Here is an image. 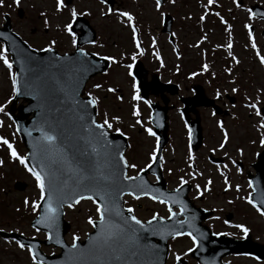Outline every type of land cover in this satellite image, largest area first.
I'll return each mask as SVG.
<instances>
[{"label": "rangeland", "instance_id": "obj_1", "mask_svg": "<svg viewBox=\"0 0 264 264\" xmlns=\"http://www.w3.org/2000/svg\"><path fill=\"white\" fill-rule=\"evenodd\" d=\"M214 1L218 2L216 7L208 5L207 0H174V3H170L168 0L163 9L161 7L157 9L155 0H116V3H122L118 8L119 10L128 11L134 16V23L136 27L138 26L140 34L139 40L143 45L139 49L136 48L132 39L131 28L126 18L111 14L101 16L100 12L106 10L107 6L100 4L99 0H74L71 4H66L67 8L75 6L78 11L87 10L90 13L85 17L96 29L97 40L96 44L87 46L88 49L105 56H113L117 60V63L111 61V66L107 71L95 75L87 82L85 95L91 92L92 96L98 98L97 117L99 121L102 122L105 114H107L113 124V129L119 127L122 132L127 134L130 137V144L132 143L134 146L139 144L140 147L147 148L149 151L152 149L153 138L147 135L144 130H140L149 126L147 121L150 117V110L142 99L139 101L132 100L133 80L127 74L128 70L125 67L129 63L134 64L131 56L133 53H139L141 49L143 55H137V58L144 57L142 58L144 65L151 72H155L158 67L150 57L152 55H155L156 58L159 56L156 63H160L163 67L164 80H174L173 82L183 83L187 86L193 82L190 77L192 75L187 72L195 68L202 70V66L207 64L206 73L212 77L218 89L223 85L222 90L228 88V92L232 94L231 89L238 86L239 89H244V93H237L239 100L258 102L260 108L264 106V66L259 63L255 50L251 48V43L248 42L244 45L247 36L243 33L247 32L244 25L252 22L253 18H251L249 11L246 12L241 6L237 7L236 5L234 7L235 3L231 4V0ZM256 2L264 6V0H244L243 5L248 6ZM67 8L63 13H56L55 0H19L18 5L14 3V0H3L0 4V23L4 20V13L10 10L14 16L13 29L30 44L44 47L49 40L55 39L57 41L55 48L60 52L69 51L74 49L69 37L54 27L58 23L62 25L67 22L69 19ZM230 9L233 10L234 19H231L228 14ZM42 12L50 21L51 27L49 29L44 28L45 17L40 15ZM165 12L172 15L173 18L174 42L170 41V34L162 22L161 13ZM215 13H219V16ZM201 15L205 16L203 21H199ZM220 17H223L227 24L222 23ZM228 25L231 26L230 29ZM257 25L260 27L261 35L255 39V43L257 50L260 51L261 55H264V35H262L264 22L259 21ZM227 28L228 31L225 32ZM202 36L206 39L201 40ZM153 39H155V45L152 43ZM229 39L233 44L231 51L240 61L239 64L234 63L228 57L227 52L229 50L223 47L227 45ZM198 41H200L199 45L197 44ZM217 45H221V47H217ZM226 68H231L232 71L226 72ZM10 71L15 73L14 68L9 70L0 62V104H3L9 96L13 95ZM97 83L102 85L100 89L93 88V85ZM110 87L116 91L109 92L108 88ZM184 90L183 88L181 93H188ZM118 97L123 99H118ZM21 103H23L22 99H18L16 112ZM10 104L11 102L5 107V112L8 114ZM134 104L139 109V117L132 115ZM177 106L171 111L173 117H180L177 113ZM241 108L243 112L241 114L242 110H240L239 116L247 117L249 109H245L246 107L243 105ZM112 116H118L120 119L112 121ZM137 119L142 120V126L135 124ZM259 119L252 116L251 122L246 121L244 125L236 121H230L227 124L231 132L227 150L231 155L235 156L241 147L239 142H242V137L239 133H244L245 129L256 131L253 122L258 123ZM0 121H3V127H0V136L9 139L17 152L26 156L27 150L16 131L13 119H9L8 115L0 112ZM0 159L5 161L4 166L0 167V229L16 230L27 235L41 236L30 224L36 213H32L23 205L25 196L29 197L30 200L37 198L34 178L18 162L9 159L7 149L2 144H0ZM236 173L237 171L233 174L232 180L238 182L241 179ZM212 176L215 177V180L222 181L218 173L213 172ZM17 181L22 182L24 187L20 189L15 187ZM229 183H231V187L227 191L228 193L223 190L224 183H220L218 186L215 184L212 193L210 192L211 195L208 197L210 202L207 201V205L217 208V215L219 214L216 215L218 219L216 216L213 218L211 225L215 226L218 231L232 233L231 236L242 238L241 231L232 226L242 223L249 228L252 239L264 244V219L245 203V185H243L244 190L241 188L239 192L234 188L235 185H232L233 182L229 181ZM201 191L203 192V189ZM212 199H215L216 202ZM229 214L233 216L231 220L226 218ZM96 215L95 205L89 200H83L73 208H66V218L71 222V226L65 234L67 240L72 242L74 235L82 239L85 238L87 231L92 228L87 223V218L89 216L95 218ZM224 220H228L230 223L225 224ZM9 241L13 240L0 238V264H33L27 250H21L14 242ZM191 246L192 241L188 238L171 240L168 263L173 264L175 261L174 254H180L190 264H198L190 252H187ZM46 248L48 251H57L53 246ZM184 253L187 254L184 255ZM224 260L227 264H262L258 258L252 255L231 254L226 256Z\"/></svg>", "mask_w": 264, "mask_h": 264}, {"label": "snow or ice", "instance_id": "obj_2", "mask_svg": "<svg viewBox=\"0 0 264 264\" xmlns=\"http://www.w3.org/2000/svg\"><path fill=\"white\" fill-rule=\"evenodd\" d=\"M3 0H0L2 4ZM170 3H174V0H169ZM237 3V0H233ZM14 3L19 4V0H14ZM111 0H100L102 5H110ZM208 5H213L214 0H207ZM155 7L160 9L161 0H155ZM237 7L239 4L237 3ZM67 8L65 0H55V12L63 13ZM69 13V19L67 22L61 24H56L54 27L58 31L66 33L70 39L71 45L75 48V54L69 56L68 53H64L62 56L56 55L54 53V47L57 43L55 39H51L45 45L44 48L39 49V51L53 53L52 56L47 58H41L32 56L31 54H26L23 49L13 48V51L17 57H21V73L27 72V76L23 79V90L18 86L17 74L9 72L11 81V91L12 96H9L3 104H0V112H4L5 115L11 116L5 112V107L10 103L17 94L24 96H32L33 99L37 101V120L33 125L35 131L41 133V135L35 138L33 142V151L31 153V158L34 163L30 166L27 163V156L19 154L14 147V144L9 141V139L0 136V144L6 147L8 152V157L13 162H18L24 169L34 178L35 188L37 189V198L29 199L25 196L23 200V205L26 209H29L32 213H36L38 218L35 219L32 227L39 232L40 228L38 225H43L44 228L54 231L57 227L58 217L60 211L64 204L67 203L68 208H73L76 204L83 200H89L95 205V212L97 214L96 220L92 216L87 218V223L92 226L93 229H98L95 237H90L89 247L87 249H80L76 244L78 237L73 236L72 243V253L69 254L70 260L88 258L92 260H103L105 264H127L128 259L131 257H139L141 255H150L159 260V249L158 246H154L151 243H142V239L147 236H160L161 238H166L171 236L173 239L176 237L187 235L191 238L192 247L187 249V252H192L194 248L198 246V236L194 235L192 231L184 232L183 226L188 225L192 228L193 225L190 220H179L175 219L177 213L173 211L171 205L179 204L180 212H184L186 205L182 201L175 199L173 196L169 195L167 198L161 199L160 196L156 194H151V199L156 200L161 204H166L168 206V218L175 219V225L170 228L163 227L159 224L154 225L153 221L164 220L165 217H161L158 214H153L151 219L142 222L137 218L136 215L125 216L119 210V197L124 195V187H132L139 191L140 195L148 196L149 192L145 190V182L139 176V172L135 177L127 175L123 169L131 168L136 169L137 165L135 163H128L123 153L119 151L118 146L113 149L112 141L108 140V130H114L121 135L119 127L113 129V124L110 122L107 114L102 123H96L92 120L91 123L95 126V132H89L86 125L81 123V129L88 133L86 137H80L81 140L85 141V146L83 148L77 147L73 156H66L61 150L57 148V143L61 140L60 130L58 129L57 122L52 116L54 110V103L62 104L64 102L60 95L66 99L71 96L73 105L80 107L81 111H86L88 105L95 106L98 103V98L92 96V93H87L88 99L86 102L80 101L79 97L76 95V87L80 82V75L88 72L91 68L97 67V65L90 62L87 58L89 55H99L98 53H89L84 47H79L77 32L75 30V21L78 16L90 15L87 10L78 11L75 6L67 8ZM251 16V9L248 10ZM116 15L117 17L126 18V21L131 28L132 39L135 42L136 48H140V43L137 39L138 29L134 23V16L128 11H121L118 8L113 9L108 6L106 10L100 12L101 16L106 15ZM44 18V28L49 29L51 27L50 21L45 13H40ZM163 16L164 13H161ZM219 16V13H215ZM205 19L204 15L200 16V20ZM221 22L227 24L223 17H220ZM230 25L228 28L230 29ZM244 27L249 29L248 37L251 42V48L255 50V55L259 59V63L264 66V55L260 54L257 50V44L253 38V33L251 31V26L245 24ZM6 35L0 32V36ZM206 39L202 36L201 40ZM88 44H96L94 39L87 40ZM155 45V39L152 41ZM200 41L197 42L199 45ZM102 46V45H101ZM31 47V46H29ZM221 47V45H217ZM229 51L227 52L228 57L231 60L239 64L240 61L233 54L231 49L233 44L231 39H229L227 45H224ZM137 55H143V50L141 49L139 53H133L131 59L133 62L136 61ZM104 60H110L113 63H117V60L113 56H104ZM159 59V56H157ZM0 62H2L7 69L11 70L13 68V63L9 60L8 49L3 45H0ZM128 72L127 74L132 77L133 83L132 88L134 89L132 100L139 101L143 99L139 95V88L136 84V77L133 75V64L129 63L125 65ZM208 65L204 64L202 66L203 71H207ZM226 72H231V68H226ZM192 75H196L193 73ZM234 82V81H233ZM101 84L97 83L93 85V88L100 89ZM109 92H115L116 89L108 88ZM233 93H236L238 89L233 87L231 89ZM217 95H220L218 92ZM118 99H123L118 97ZM145 104H150L148 100H144ZM249 109L253 110L255 116L260 118L262 122L259 127L264 129V114H262L261 108L258 107L257 103H248L246 105ZM132 115L139 117V109L134 104ZM120 118L118 116H112V121H118ZM83 120V117H81ZM136 125L142 126V120L137 119L135 121ZM0 127H3V121H0ZM221 127H223L221 125ZM16 131H19L17 126ZM147 135L155 137L156 133L152 128H144ZM26 134L31 133L25 130ZM191 135V130H189ZM228 140V135L224 133V141ZM260 143L264 145V136L260 138ZM224 143L220 144L223 148ZM90 149V150H89ZM150 159H157L156 150L150 153ZM188 159L193 160L194 157L189 151ZM5 161L0 159V167L4 166ZM123 165V167H121ZM150 164H146L144 168H140V172H143L145 168H150ZM191 167V165H189ZM226 167V166H225ZM171 171V169H169ZM240 171V169H237ZM195 176L194 173L190 174ZM202 175V173H201ZM159 179V177H157ZM140 180V184L135 182ZM132 182L129 185H125L123 182ZM188 181L184 179L183 176L179 178V188L181 185L187 184ZM225 190L231 187L228 183L227 177L224 180ZM212 184V180L208 179L204 185L203 192L210 191L209 186ZM249 186L251 187V181H249ZM236 190H240V186L236 185ZM201 186L196 185L197 195L202 196L203 192L200 191ZM132 195L133 193H129ZM162 195V194H161ZM139 199V196H135ZM247 203L252 205L256 212L264 217V210L258 207L256 203L250 197L245 198ZM231 203V201H229ZM38 209H42L38 211ZM128 213H132L133 208L129 207L127 209ZM218 219V217H217ZM225 224H229L228 220H224ZM233 227L239 229L244 237L249 234V228L242 223L232 225ZM3 231V229H0ZM200 236L204 233L196 230ZM215 235H221V233H215ZM223 235H232V233H223ZM46 239L52 240L51 234L46 236ZM15 245L21 250H27L30 254V258L33 264H37V256L34 254L33 245L26 244L19 239L14 241ZM56 244H61L60 239L55 240ZM187 253H184L186 255ZM174 260L180 261L181 255L174 254Z\"/></svg>", "mask_w": 264, "mask_h": 264}, {"label": "flooded vegetation", "instance_id": "obj_3", "mask_svg": "<svg viewBox=\"0 0 264 264\" xmlns=\"http://www.w3.org/2000/svg\"><path fill=\"white\" fill-rule=\"evenodd\" d=\"M73 1L74 0H72V2ZM6 14L10 16V22L13 26L14 16L12 12L8 10L4 13V20L1 21L0 27L5 22ZM251 31L253 33V38L258 35L256 28H253ZM173 35L172 39H170L172 42H174ZM150 58L158 68H156L155 72L148 70V79H150L154 73H157L162 81L173 82L174 80H164V70L162 72L163 67L160 63H156L158 59L155 55H152ZM175 73H177L176 70ZM187 73L189 75L196 73V75H192L194 77L190 76L193 82L187 86L183 83H177L179 87L153 85L149 89V101L151 100L159 103L158 105L161 109H163L162 105L167 106L166 126H162V128L166 129L165 132L163 130L161 131V133L165 135L166 140L161 152L160 167L162 168L168 188H177L179 178L183 176L184 179L188 181L187 185L190 186L189 195L194 204L202 209L212 210L213 208L207 205V201L210 202L208 197L211 195L210 192L212 193L215 184L217 186L220 183L223 184L225 177H227L229 181L230 175H228V172L229 169L233 168L230 167V163L233 164L236 169L234 171L240 169L236 174H239L238 176L242 184L249 183L248 174L255 171L254 164L258 162L260 151L264 147V145L262 146L260 143L262 130L261 128L259 129L257 122H253L256 131L253 129H245L244 133H239L242 137V142H239L241 147L238 149V153H236L235 156H230L227 149L229 140L231 139V133L228 134L229 127L227 124L230 121H236L244 125L246 121L250 123L251 117L255 116L254 111L246 107L250 102L239 100L237 93H244V89H239V87L236 86L238 89L236 94H230L228 88H225L224 91L222 90L223 85L220 87L218 86V89L217 84L212 80V77H209L206 71L195 68ZM183 88L185 89L184 91H188V93H181ZM173 89H177L178 92L174 93L172 91ZM218 92L220 95H217ZM182 96L190 98L197 96L196 102L208 101L207 97L212 101L209 106L198 105L192 107L188 118H186L183 116L181 109L183 104L182 98H185ZM242 105L246 107L245 109H249L247 117L239 116L240 110H242L241 114L243 112L241 108ZM176 106L177 113L180 117L172 116L171 111H173ZM221 125L223 127H221ZM152 129L154 131V128ZM143 130L142 128L141 131ZM189 130L193 132V141L190 138ZM225 132L228 135V140L226 142L224 141ZM153 139L154 142L150 151L147 148L140 147L139 144L135 146L132 143L130 144L127 160L128 163H135L137 165L136 169L129 168L130 175H137V173L140 172V168H144L146 164H151L153 162V160L150 159V153L154 149V144L156 145L160 138L159 136H155ZM239 141H241V139H239ZM221 143L225 144L223 148L220 147ZM189 151H191L194 157L193 160L188 159ZM189 165H191V167H189ZM169 169H171V171H169ZM213 172L218 173L222 181L215 180V177L212 176ZM192 173L195 174L194 178L190 175ZM148 178L152 183L158 181L157 177L153 174H149ZM208 179L212 180V184L209 186L210 191L203 193L202 196H198L196 185L199 184L201 186V191L204 189V185ZM212 200L216 202L215 199ZM126 205L133 208L134 211L132 214L136 215L142 222L150 220L154 213L163 217L167 216L164 205L158 201L152 200L148 196L136 199L134 196L128 195Z\"/></svg>", "mask_w": 264, "mask_h": 264}, {"label": "water", "instance_id": "obj_4", "mask_svg": "<svg viewBox=\"0 0 264 264\" xmlns=\"http://www.w3.org/2000/svg\"><path fill=\"white\" fill-rule=\"evenodd\" d=\"M113 3V0H111L110 5ZM254 13L258 16L264 17V8H261L259 6H254ZM79 20L84 21L86 24L87 22L80 18ZM88 26V25H87ZM3 31L7 32L11 36V44L15 45L14 47L23 49L26 54H31L32 56L41 57V58H47L53 55V53H47L43 51L36 50L32 47H29V45L26 42L19 41V37L16 36L11 31V25L10 23H7L2 29ZM2 38V36H0ZM7 41V40H6ZM8 42V41H7ZM84 41L83 39L78 38V45L82 44ZM13 47V48H14ZM13 48L11 49L13 59L15 62V65L17 67V79H18V86L21 87L23 90V79L27 76V72L21 73V57H17L13 51ZM54 53L56 55L62 56L63 54H60L56 49H54ZM75 53L68 54L69 56H73ZM90 62L97 65L95 68H91L88 72L83 73L80 75V82L76 87V95L79 97L80 101L86 102L88 99V96L84 97L82 96L83 90L85 88L86 83L88 80L93 77L98 72L104 71L108 66V60H104L102 57H98L96 55H89L87 58ZM136 77L142 87V90L146 91V88L148 86V83L146 82V73L143 68V65L141 62L138 63L136 69H135ZM60 95L61 99L64 100L62 104L54 103L55 107L52 112V116L55 118V121L57 122L58 129L60 130L61 140L57 143V148L61 150L66 156L71 157L76 151L77 147L83 148L85 146V141L81 140L80 137H86L88 133L83 131L81 129V123H84L88 129L89 132H95V126L91 123L92 120H95L96 123H100L97 121L96 118V105H88L86 111H81L80 107H77L73 105L71 96L68 98H64L63 94ZM19 98H23L26 104H21L18 108V113H15V103L18 101ZM200 103V102H199ZM39 111L37 108V101L32 98V96H24L17 94L13 98V103L10 108V114L17 126L19 127L18 133L22 137V141L27 148V161L29 165L31 166L34 161L31 158V153L33 151V142L35 138L39 137L41 135L40 132L35 131L33 128L34 123L37 120L36 113ZM81 117H83V120H81ZM156 119L158 118V115L156 114ZM157 121V120H156ZM25 130L30 132L31 134H26ZM108 140L112 141V148L115 149L117 146L119 148V151L121 153L124 152L127 142L125 136L121 135L120 133H112L108 130ZM90 150V149H89ZM262 157H264V153L262 154ZM123 167V165H121ZM123 171L127 174V168H124ZM125 185H129L132 182H123ZM136 184H140V180H137L135 182ZM24 184L19 183L18 187H22ZM160 187V188H159ZM157 187L158 189L154 190L155 194L157 196H160V198L164 199L169 196V192L165 188V183H162V185H159ZM151 190V188L149 187ZM260 189H262L260 187ZM124 194L127 192H139L135 186L132 187H124L123 189ZM162 194V195H161ZM67 205V203L64 204V206ZM64 206L60 211V215L58 217V223L57 227L54 231H49V233L52 235L53 239L48 240L47 243L51 241H55L56 239H60L62 241L61 244H56L62 246L63 251L58 255L53 256H47L45 255L39 248V242H36L33 248L34 254L37 256V260L45 263V264H105L103 260L97 261L92 260L88 258H81V259H75L70 260L69 254L72 253V245H66L64 243V233L67 229V222L63 218L64 214ZM42 210V209H40ZM119 210L122 214H127L128 211L124 208V199L123 196L119 197ZM34 223V222H33ZM99 223V222H98ZM58 224H60L63 227L62 231H57ZM69 226V225H68ZM178 227V226H176ZM202 228V227H200ZM205 231H200L198 227H193V229L189 228L188 225L186 227L183 226V231L188 232L192 231L194 235L198 236V246L193 250V254L200 260L201 264H223L220 258L225 254L228 253H245V252H251L257 254L261 259L264 260V246L257 244V243H250L247 240H236L234 238L225 237L222 235H214L210 230L206 228H202ZM196 230H199V232L204 233L203 236H200ZM98 229H94V231L90 232L88 234V238L81 242L79 239L76 240V244L79 246L80 249H87L89 247L90 237H95L96 232ZM170 236L163 238V247L162 249H159V260H156L155 257L148 255V264H165L168 246H167V240ZM154 239V236H147L144 238V241L146 243H151ZM159 240L162 241V238L159 237ZM184 261V260H182ZM186 264L185 262H182ZM112 264H115V262H112ZM127 264H130L129 261H127Z\"/></svg>", "mask_w": 264, "mask_h": 264}]
</instances>
